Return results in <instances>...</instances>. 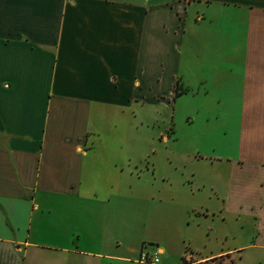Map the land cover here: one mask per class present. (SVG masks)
I'll return each instance as SVG.
<instances>
[{
  "label": "crops",
  "instance_id": "crops-1",
  "mask_svg": "<svg viewBox=\"0 0 264 264\" xmlns=\"http://www.w3.org/2000/svg\"><path fill=\"white\" fill-rule=\"evenodd\" d=\"M165 86L209 170L179 185L133 137ZM205 191L264 253V0H0V264L224 256H185Z\"/></svg>",
  "mask_w": 264,
  "mask_h": 264
},
{
  "label": "rangeland",
  "instance_id": "rangeland-1",
  "mask_svg": "<svg viewBox=\"0 0 264 264\" xmlns=\"http://www.w3.org/2000/svg\"><path fill=\"white\" fill-rule=\"evenodd\" d=\"M162 93L164 99L160 107H165L166 111L159 112L160 116L156 111L153 112L158 104L153 103L152 99L146 103V106L151 108L149 118L147 117L146 120H143L144 116L142 117L140 108L137 105L134 106L132 114L134 122L133 137L140 141L148 140L149 142L152 138H156L154 146L157 152L153 156L159 161V170L161 174L168 176L173 183L179 185L184 179H188L191 171L201 172L205 176L208 169L192 159L196 146L193 142V129L190 124L193 111L189 95L182 98L172 114L174 97L169 98L171 94L169 87H163ZM163 113L165 114V120L161 122L164 117ZM158 117L160 123L153 129L152 127L148 129L146 123ZM170 130L172 131L171 135ZM228 133L230 137H232V134L235 137L236 129L231 127ZM168 136H170V141L164 145L166 142L162 143V138ZM233 145L234 143L231 142L230 154L236 151V146ZM151 158L153 159L152 155ZM219 202L217 197L209 191L198 194L197 206L203 205V209L200 208L197 212L198 216L195 218L197 221L192 227V233L189 234L191 239L186 241L184 245L185 256L189 254L207 256L223 251L227 252L225 255L230 254L236 264H264V253L259 254L257 251L245 249L254 241V227L249 225L250 223H246L247 225L244 227L242 221H238L234 216H227L226 219L222 218L221 213L216 210ZM241 250H245L242 260H240V254L238 253ZM228 261V259L225 260V262ZM185 264L197 263L193 259H186ZM206 264L218 263L207 262Z\"/></svg>",
  "mask_w": 264,
  "mask_h": 264
},
{
  "label": "trees",
  "instance_id": "trees-1",
  "mask_svg": "<svg viewBox=\"0 0 264 264\" xmlns=\"http://www.w3.org/2000/svg\"><path fill=\"white\" fill-rule=\"evenodd\" d=\"M180 94L177 90V93H176V96L178 97ZM228 259L229 261L228 262H225V260ZM207 262H212V263H218V264H236V261L231 257L230 254L228 255H224V256H221V257H217V258H214V259H211L209 261H206V262H203V263H199V264H206ZM186 263V258H183V264Z\"/></svg>",
  "mask_w": 264,
  "mask_h": 264
},
{
  "label": "built area",
  "instance_id": "built-area-1",
  "mask_svg": "<svg viewBox=\"0 0 264 264\" xmlns=\"http://www.w3.org/2000/svg\"><path fill=\"white\" fill-rule=\"evenodd\" d=\"M139 262L141 264H159V259L157 257H150L142 253Z\"/></svg>",
  "mask_w": 264,
  "mask_h": 264
}]
</instances>
